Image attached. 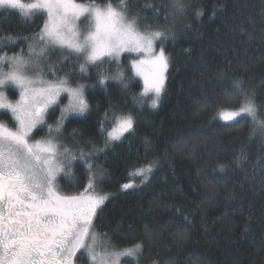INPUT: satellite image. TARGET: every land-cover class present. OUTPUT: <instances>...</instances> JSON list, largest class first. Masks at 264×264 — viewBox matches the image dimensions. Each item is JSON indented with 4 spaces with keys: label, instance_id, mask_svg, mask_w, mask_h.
Returning a JSON list of instances; mask_svg holds the SVG:
<instances>
[{
    "label": "trees",
    "instance_id": "16d2710c",
    "mask_svg": "<svg viewBox=\"0 0 264 264\" xmlns=\"http://www.w3.org/2000/svg\"><path fill=\"white\" fill-rule=\"evenodd\" d=\"M172 3L128 0L130 16L169 31L163 47L170 68L159 106L150 108L146 98L142 106L133 103L142 85L126 56L121 62L127 89L110 80L99 85L97 74L112 75L113 66L88 67L81 75L73 57L64 60L57 75L71 73V83L86 85L91 110L67 120L59 138L88 152L93 145L104 146L99 121L106 110L134 115V130L92 162L104 172L98 189L110 195L97 212L96 229L118 248L142 242L139 264H264V136H250L247 117L228 124L214 118L220 107L241 103L237 80L255 93L264 116V0H184V11L175 14ZM198 10L204 14L197 16ZM43 24L42 15L27 19L19 11L0 10V39L5 40L0 52L26 53L30 39L8 44L5 38H31ZM8 94L13 100L18 96L11 89ZM59 115L57 109L47 123ZM0 120L12 123L10 116ZM44 132L35 133V139ZM241 152L244 158L238 159ZM150 162L155 167L149 179L122 191L120 186L132 179L129 171ZM218 163L225 165L222 171ZM88 175L77 160L72 175L59 179L60 187L83 191Z\"/></svg>",
    "mask_w": 264,
    "mask_h": 264
},
{
    "label": "snow or ice",
    "instance_id": "6c2138e0",
    "mask_svg": "<svg viewBox=\"0 0 264 264\" xmlns=\"http://www.w3.org/2000/svg\"><path fill=\"white\" fill-rule=\"evenodd\" d=\"M171 8L173 14L183 12L184 0H173ZM0 9L18 10L27 19L44 18L43 27L31 38H5L8 44L30 39L27 53L23 49L13 55L0 52V115L10 116L12 121L0 120V264H81L82 260L84 264H121L123 257L138 264L142 242L118 248L106 233L95 230L97 211L109 194L97 191L104 172L92 162L96 154L134 130L135 117L109 108L99 121L103 147L93 145L85 152L61 144L65 121L70 116L83 117L91 109L86 85L71 83V73L57 75L49 53L59 50L64 60L74 57L81 75L88 72L89 65L99 68L115 61V73L99 72L98 83L106 86L113 80L124 89L129 80L120 58L128 54L131 70L144 82L133 103L142 106L147 98L155 108L164 91L168 58L163 44L169 31L151 26L141 30L137 17L128 14V0L117 4L107 0L103 5L95 0H0ZM203 14L202 10L196 12L197 16ZM4 43L0 39V49ZM233 83L243 97L241 103L236 108L220 107L214 118L228 124L247 117L251 120L250 136H264V116L255 93L246 91L243 81ZM10 89L18 90L15 100L8 94ZM62 98L68 102L64 104ZM57 109L59 118L47 124L46 116ZM44 127L46 136L35 139L34 132ZM77 160L89 175L84 190L73 194L60 187L58 177L71 176ZM154 167L155 162H150L129 171L132 179L123 183L121 190L138 187L136 178L145 183ZM217 167L222 171L225 165L218 163Z\"/></svg>",
    "mask_w": 264,
    "mask_h": 264
},
{
    "label": "rangeland",
    "instance_id": "374dc122",
    "mask_svg": "<svg viewBox=\"0 0 264 264\" xmlns=\"http://www.w3.org/2000/svg\"><path fill=\"white\" fill-rule=\"evenodd\" d=\"M0 10H3V9H0ZM8 10H14V9H8ZM16 11H18V10H16ZM130 16V15H129ZM131 17V16H130ZM138 20V23H139V26H140V28H141V30H143L146 26H150V25H148L147 23H145V22H143V21H141V20H139V19H137ZM79 23V22H78ZM82 26V25H81ZM151 28H153V27H151ZM154 29V28H153ZM157 43V45L159 44V41H157L156 42ZM164 44H165V42H164ZM159 49L157 48V51H158ZM27 51H28V48H27ZM27 53V52H26ZM124 56H126V57H128V54H124V55H122L121 56V58L123 57L124 58ZM167 56V55H166ZM49 57H50V62L51 63H53V64H55L56 66H57V70L62 66V64H64V59H62V57H61V52L59 51V50H56V51H52V52H50L49 53ZM121 58H120V64H121V66L122 65H124V63L123 62H121ZM167 58H168V67H167V70L165 71V73H164V76H165V80H164V91H165V87H166V81H167V77H168V72H169V68H170V62H169V57L167 56ZM126 64H129V60H128V58H127V62H126ZM101 65H110L111 67L113 66L114 68H116V63H115V61H113V62H110V63H103V64H101ZM129 67H130V65H128ZM89 67H96L95 65H89ZM124 74H125V72H124ZM133 74H134V72H133ZM136 78L138 79V80H140V82H141V85H142V89H141V91L143 90V87H144V82H143V79L141 78V77H138V76H136ZM110 81H113V80H110ZM113 82H116V81H113ZM11 90H13L17 95H18V90H15V89H11ZM164 91L162 92V94H161V97H162V95H163V93H164ZM151 95V94H150ZM18 97V96H17ZM161 97H160V100H161ZM146 100H147V98H146ZM62 102L64 103V104H66L68 101H67V99H63L62 98ZM159 103H160V101H159ZM149 106H150V104H149ZM158 106H159V104H158ZM157 106V107H158ZM157 107H155V108H153V107H151L150 106V108H152V109H156ZM85 116H83V117H76V116H70L69 118H68V120L70 119V118H84ZM59 118V117H58ZM57 118V119H58ZM238 119H240V117H238L237 118V120ZM215 120H217V121H219V122H222V123H225L224 121H221V120H219L218 118H215ZM67 121V120H66ZM66 121H65V123H66ZM46 123H47V116H46ZM64 123V124H65ZM228 123H230V122H228ZM48 124V123H47ZM54 124V123H53ZM43 130H45V132H44V134H45V136H46V134H47V127H44L43 128ZM38 131H40V130H37V131H35L34 132V136H36L35 135V133H37ZM128 134H130V133H128ZM128 134H125V136L126 135H128ZM41 139V138H40ZM59 140H60V143L61 144H63V145H66V144H64L63 142H62V140L59 138ZM114 142H118V141H114ZM60 178H66L65 176H63V174H61V176L60 177H58V179H60ZM136 180H139V178H136ZM97 191H99L100 192V190L99 189H97ZM109 198H110V195H109ZM108 198V199H109ZM107 199V200H108ZM106 200V201H107ZM105 201V202H106ZM98 211H99V209H98ZM97 211V212H98ZM97 216V215H96ZM95 219H96V217H95ZM95 219H94V227H95V230L97 231V229H96V226H95ZM98 232V231H97ZM99 233V232H98ZM127 260L128 261H130V262H127ZM139 261H140V255H139V257H138V264H139ZM124 262H127L128 264H137V260H134L133 258H131V257H123L122 258V261H121V264H123ZM81 264H84V262H82L81 261Z\"/></svg>",
    "mask_w": 264,
    "mask_h": 264
},
{
    "label": "flooded vegetation",
    "instance_id": "af4514ba",
    "mask_svg": "<svg viewBox=\"0 0 264 264\" xmlns=\"http://www.w3.org/2000/svg\"><path fill=\"white\" fill-rule=\"evenodd\" d=\"M79 255V254H78ZM82 262H83V260H82Z\"/></svg>",
    "mask_w": 264,
    "mask_h": 264
}]
</instances>
